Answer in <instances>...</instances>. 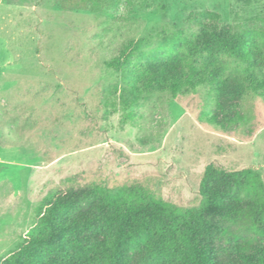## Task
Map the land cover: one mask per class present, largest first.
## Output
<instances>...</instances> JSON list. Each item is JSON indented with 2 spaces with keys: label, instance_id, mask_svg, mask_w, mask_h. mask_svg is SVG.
I'll list each match as a JSON object with an SVG mask.
<instances>
[{
  "label": "rangeland",
  "instance_id": "1",
  "mask_svg": "<svg viewBox=\"0 0 264 264\" xmlns=\"http://www.w3.org/2000/svg\"><path fill=\"white\" fill-rule=\"evenodd\" d=\"M81 5L0 0V260L23 243L44 200L70 188L140 186L192 209L208 165L252 168L264 182V95L229 88L216 96L204 85L177 99L143 94L138 107L125 108L122 71L107 67L125 51L132 64L167 65L180 75L190 58L180 38L204 34L255 38L263 52L264 0ZM223 61V69L236 63ZM258 67L264 75V59ZM207 218L215 264H239L238 250L253 255L264 245L249 220L214 211ZM129 264L159 262L136 248Z\"/></svg>",
  "mask_w": 264,
  "mask_h": 264
},
{
  "label": "trees",
  "instance_id": "2",
  "mask_svg": "<svg viewBox=\"0 0 264 264\" xmlns=\"http://www.w3.org/2000/svg\"><path fill=\"white\" fill-rule=\"evenodd\" d=\"M87 2L82 0L81 6ZM204 16L213 22L218 18ZM232 39L217 34L180 38L190 55L180 75L167 65L132 64L124 51L107 62L108 68L122 71L121 103L138 107L140 96L150 92L177 99L204 85L216 96L229 88L240 96L264 95V75L258 72L264 51L255 38ZM224 58L236 63L223 69ZM210 122L216 123V117ZM199 194L198 207L183 209L140 186L90 184L57 192L37 208L38 222L0 264H129L136 248L148 251L159 264H215L207 218L211 211L232 222L249 220L264 235V182L258 171L229 172L208 165ZM238 257L239 264H264V245L253 255L238 250Z\"/></svg>",
  "mask_w": 264,
  "mask_h": 264
}]
</instances>
